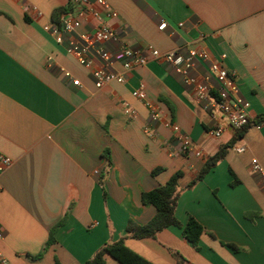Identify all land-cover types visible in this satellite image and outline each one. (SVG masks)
I'll list each match as a JSON object with an SVG mask.
<instances>
[{
	"label": "crops",
	"instance_id": "1",
	"mask_svg": "<svg viewBox=\"0 0 264 264\" xmlns=\"http://www.w3.org/2000/svg\"><path fill=\"white\" fill-rule=\"evenodd\" d=\"M106 1L118 13L111 25L131 48L224 56L252 122L235 130L224 121L223 135L210 136L214 120L162 62L97 89L90 71L50 33L70 0H0V154L12 160L0 172V252L8 264H86L123 239L151 264H264V184L251 168L257 159L264 169V121L255 122L264 114V0ZM114 70L123 73L119 64ZM206 72L199 67L200 77ZM142 86L146 98L139 100L133 91ZM148 105L159 110V121ZM171 121L201 157L182 153ZM227 145L224 158L189 188ZM178 172L175 217L183 226L191 218L202 225L199 248L175 226L155 238L130 237V220L146 225L156 214L142 195Z\"/></svg>",
	"mask_w": 264,
	"mask_h": 264
},
{
	"label": "built area",
	"instance_id": "2",
	"mask_svg": "<svg viewBox=\"0 0 264 264\" xmlns=\"http://www.w3.org/2000/svg\"><path fill=\"white\" fill-rule=\"evenodd\" d=\"M70 3L71 9L58 14L50 27V33L57 44L64 46L68 54L90 71L97 89L112 83L124 84L125 73L128 71L145 66L150 61L162 62L181 77L183 86L192 94L195 102L214 120L213 127L208 130L210 136L220 138L223 135L224 121L235 130H242L249 125L250 103L241 96L236 74L224 66V56L215 60L206 49H190L184 54L179 50L161 52L150 45L143 49L131 48L122 43L118 30L111 25L118 13L106 0H70ZM85 25H90L91 29L82 32ZM166 27L167 23L164 22L160 29ZM107 44L114 45L115 51L108 49ZM92 55L100 61L98 67L94 66ZM116 64L122 67L123 73L114 70ZM202 65H205L207 72L200 77L198 69ZM65 77L71 78L73 85L80 86V81L72 78L70 73L66 72ZM133 96L144 100L145 88L142 86L133 91ZM148 108L151 119L159 121V110L151 105ZM127 113L135 115V111L127 110ZM169 124L182 153L201 157L202 152L196 148L190 136L182 132L174 122ZM262 125H258V128ZM146 131L151 133L149 128ZM236 151L243 153L245 148L239 147ZM11 164L10 158L0 154V172L8 169ZM251 165L252 171L260 175L264 184V169L259 161L253 159ZM3 237L0 228V238ZM0 264H8L1 252Z\"/></svg>",
	"mask_w": 264,
	"mask_h": 264
},
{
	"label": "trees",
	"instance_id": "3",
	"mask_svg": "<svg viewBox=\"0 0 264 264\" xmlns=\"http://www.w3.org/2000/svg\"><path fill=\"white\" fill-rule=\"evenodd\" d=\"M65 10H62L63 12ZM67 11V10H66ZM60 12V13H61ZM264 121V114L258 118L255 122ZM251 120L249 125L251 124ZM255 123V124H256ZM248 125V126H249ZM247 126V127H248ZM246 128V127H245ZM243 135V132H239L236 136V139L240 138ZM232 145H227L221 148L219 153L211 157L197 178L189 184V188L193 187L196 183L201 181L216 165L221 161L226 151L231 148ZM161 169L154 171V175L159 173ZM182 176L181 172L176 173L166 184L150 191L145 192L142 195V202L144 205H152L156 208V214L154 218L146 225H139L133 220H130L126 231L130 237L134 239H145V238H155L158 233L164 229L175 226L182 229L183 236L190 242L192 245L198 249L200 237L204 231L202 225L198 223L195 219H190L188 223L183 226L175 217V209L178 200V181ZM54 230L50 233V239L47 246L54 243ZM109 255L111 258L116 260L119 264H151L143 257L139 256L132 250H130L125 244L124 240L121 239L118 242L110 245H106L96 255L88 261L86 264H105L104 257ZM42 254L36 257V259L41 258Z\"/></svg>",
	"mask_w": 264,
	"mask_h": 264
}]
</instances>
